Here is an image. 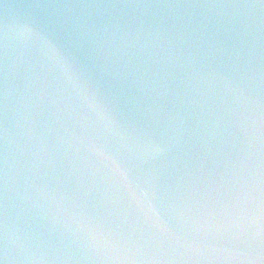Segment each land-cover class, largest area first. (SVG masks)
<instances>
[{"label":"water","instance_id":"water-1","mask_svg":"<svg viewBox=\"0 0 264 264\" xmlns=\"http://www.w3.org/2000/svg\"><path fill=\"white\" fill-rule=\"evenodd\" d=\"M0 264H264V0H0Z\"/></svg>","mask_w":264,"mask_h":264}]
</instances>
